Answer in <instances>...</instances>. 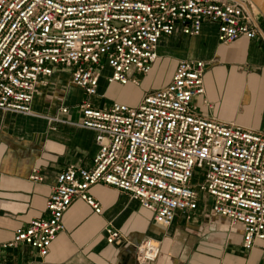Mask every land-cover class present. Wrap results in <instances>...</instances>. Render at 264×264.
<instances>
[{
  "label": "built area",
  "instance_id": "built-area-1",
  "mask_svg": "<svg viewBox=\"0 0 264 264\" xmlns=\"http://www.w3.org/2000/svg\"><path fill=\"white\" fill-rule=\"evenodd\" d=\"M255 9L251 0H0V110L37 116L31 103L58 67L69 69L71 84L87 96L97 94L105 70L107 84L137 86V75L151 70L161 37L176 29L194 36L207 22L216 26L219 43L264 40ZM205 67L180 59L170 81L136 106L96 108L82 101L80 126L94 132L97 145L92 166L57 173L46 215L15 228L2 248L24 244L45 256L74 199L100 212L88 194L97 183L128 193L163 229L178 211L188 218L204 195L211 214L242 226L245 249L264 240V133L196 110ZM29 179L43 176L33 168ZM105 233L107 243H122L112 226ZM159 253V242L148 237L135 246V261L151 264Z\"/></svg>",
  "mask_w": 264,
  "mask_h": 264
},
{
  "label": "crops",
  "instance_id": "crops-1",
  "mask_svg": "<svg viewBox=\"0 0 264 264\" xmlns=\"http://www.w3.org/2000/svg\"><path fill=\"white\" fill-rule=\"evenodd\" d=\"M258 22L264 31V18ZM156 52L150 72L142 79L155 78L157 62H165L169 68L162 87L180 59L204 61L205 93L193 98L196 110L264 133V40L260 36L219 43L216 26L205 22L198 35L187 36L176 29L161 37ZM47 81L31 103L37 116L0 110V264H137L135 246L148 237L160 244L159 256L151 264H264V240L245 249L242 226L211 214L209 197L200 195L197 209L188 218L178 211L163 229L128 193L102 183L88 189L100 212L74 199L63 215V230L45 256L24 244L2 248L15 228L46 215L44 203L57 173L70 165L92 166L97 145L94 132L80 126V103L87 100L93 107L106 108L113 103L107 99L109 90L125 86L107 84L102 77L97 94L87 96L71 84L70 70L61 67L54 68ZM63 107L68 108L65 113ZM53 116L61 121L50 120ZM33 168L41 172V182L29 179ZM108 225L120 231L121 244L107 243Z\"/></svg>",
  "mask_w": 264,
  "mask_h": 264
},
{
  "label": "rangeland",
  "instance_id": "rangeland-1",
  "mask_svg": "<svg viewBox=\"0 0 264 264\" xmlns=\"http://www.w3.org/2000/svg\"><path fill=\"white\" fill-rule=\"evenodd\" d=\"M257 9V8H256ZM257 17L259 18H264L261 12L257 9ZM169 64L165 62L158 61L157 62V76L152 79H142V75H137L138 78L140 79L141 85L140 86H133L132 84H128L125 86H115L111 88L108 92V100H111V102H121L122 100L128 106H136V99L142 96V92L144 91H153L161 87V84L166 77L167 70L169 68ZM154 73V72H153ZM108 75V71L105 70L103 72V77ZM198 180V175L197 173L194 174L192 178V183L195 184ZM206 197V196H205ZM204 201V199H203ZM209 202V200H208Z\"/></svg>",
  "mask_w": 264,
  "mask_h": 264
},
{
  "label": "water",
  "instance_id": "water-1",
  "mask_svg": "<svg viewBox=\"0 0 264 264\" xmlns=\"http://www.w3.org/2000/svg\"><path fill=\"white\" fill-rule=\"evenodd\" d=\"M264 17V0H251Z\"/></svg>",
  "mask_w": 264,
  "mask_h": 264
},
{
  "label": "bare ground",
  "instance_id": "bare-ground-1",
  "mask_svg": "<svg viewBox=\"0 0 264 264\" xmlns=\"http://www.w3.org/2000/svg\"><path fill=\"white\" fill-rule=\"evenodd\" d=\"M257 8V7H256ZM256 10V12L255 13H257V9H255Z\"/></svg>",
  "mask_w": 264,
  "mask_h": 264
}]
</instances>
